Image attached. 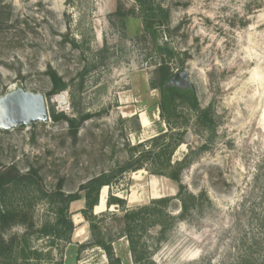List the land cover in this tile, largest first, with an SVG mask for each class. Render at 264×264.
<instances>
[{
    "label": "rangeland",
    "instance_id": "rangeland-1",
    "mask_svg": "<svg viewBox=\"0 0 264 264\" xmlns=\"http://www.w3.org/2000/svg\"><path fill=\"white\" fill-rule=\"evenodd\" d=\"M118 1L122 17L115 13ZM163 5L169 9L163 40L188 54L185 77L175 82L193 86L201 107L213 106L216 125L209 133L189 129L174 153L180 158L188 148L207 145L193 154L182 175L191 193L204 192L206 198L174 225L153 258L157 264H264V0H164ZM131 10L132 0H0V97L18 88L42 94L48 111L45 120L0 126V170L9 165L22 173L32 170L44 192L76 191L86 179L123 162L128 141L137 143L164 127L158 92L148 85L151 62L134 41L142 24ZM104 43L106 49L97 53ZM82 67L83 87L76 80ZM50 71L69 87L48 97ZM63 92L66 105L57 98ZM50 107L67 116L76 111L90 116L72 135L66 120L50 118ZM141 112L148 119L145 127ZM110 192L132 208L174 196L177 183L140 170L108 187L106 199ZM13 203L28 207L36 226L52 216L45 199L33 192L18 194ZM82 206V201L70 205L72 242L53 245V258L107 264L99 247L79 248L91 238L78 212ZM178 208L173 200L169 209L177 214ZM119 209L96 212L105 214L99 223L103 231L119 228L109 216H120ZM25 230L19 223L3 234L9 238ZM34 236L31 245L47 248L46 238ZM113 247L123 264H131L124 238Z\"/></svg>",
    "mask_w": 264,
    "mask_h": 264
},
{
    "label": "trees",
    "instance_id": "trees-1",
    "mask_svg": "<svg viewBox=\"0 0 264 264\" xmlns=\"http://www.w3.org/2000/svg\"><path fill=\"white\" fill-rule=\"evenodd\" d=\"M135 10L131 14L140 19L142 33L135 36L134 41L144 50V60L151 62L152 70L148 80L151 89H156L158 98L156 107L158 116L164 124L156 134L138 141L125 144L126 158L108 171L93 175L79 184L76 191L65 192L61 187L53 191L44 192L38 187L32 170L20 172L14 165L0 170V264H64L61 259H55L51 247L57 243L69 244L72 241L75 225L70 212V205L82 201L83 206L78 210L88 223L90 239L85 244H79L84 249L90 246L99 247L107 260V264H123L116 255L113 243L121 238L127 242L131 264H157L153 255L166 241L174 225L185 218L189 212L202 204L206 198L204 192L191 193L182 183L183 172L192 164L193 154L204 150L207 145L202 144L197 150L188 148L180 158H174L177 148L185 143L189 129L194 132H212L215 127V111L211 104L201 107L193 86L168 85V82L184 68L188 58L185 51H177L163 40L162 26H167L169 9L163 5L164 0H132ZM118 16H124L121 2L115 10ZM165 37V36H164ZM76 46V42L72 41ZM106 43L96 51L101 53L106 49ZM96 54V53H95ZM93 59V58H92ZM94 66V64H90ZM177 69L176 71H174ZM82 67L76 75V80L83 87ZM52 84L47 96L64 91L69 84L64 82L54 71L49 72ZM74 89L70 90L73 96ZM50 118L54 121H67L70 132L75 135L79 125L89 118V114L76 111L72 116L57 112L50 107ZM131 119L137 123L136 114ZM146 171L154 176H162L177 183L174 196L151 198L147 203L129 208L126 200L109 193L106 199L108 209L115 205L120 216L110 212V219L117 221V230L108 229L104 232L99 223L104 213L95 214L94 207L98 204L99 193L103 186L111 188L120 179L132 172ZM23 192H33L45 199L52 216L45 219L38 226L29 215V208L25 205L14 204L16 196ZM178 203V213L173 214L169 209L170 203ZM23 224L26 230L20 235L6 238L3 234L6 228L15 224ZM115 231V232H114ZM34 239L46 238L47 248L31 245V235Z\"/></svg>",
    "mask_w": 264,
    "mask_h": 264
},
{
    "label": "water",
    "instance_id": "water-1",
    "mask_svg": "<svg viewBox=\"0 0 264 264\" xmlns=\"http://www.w3.org/2000/svg\"><path fill=\"white\" fill-rule=\"evenodd\" d=\"M178 77L181 80L185 77L184 69L179 71L168 82V85H182V82H175ZM58 97L61 100V105L68 103L64 92L58 94ZM45 119H48V111L42 94H34L18 88L0 97V126L2 127H16ZM94 213L96 214V212Z\"/></svg>",
    "mask_w": 264,
    "mask_h": 264
},
{
    "label": "bare ground",
    "instance_id": "bare-ground-1",
    "mask_svg": "<svg viewBox=\"0 0 264 264\" xmlns=\"http://www.w3.org/2000/svg\"><path fill=\"white\" fill-rule=\"evenodd\" d=\"M57 98H58V100L61 103L60 98L58 96H57ZM141 120H142V123L145 124V119H144L143 115H142ZM107 188H108L107 186H103L101 188L98 204L94 207L95 212H100V211L103 210V208H105V205H106V194H107L106 193V189Z\"/></svg>",
    "mask_w": 264,
    "mask_h": 264
},
{
    "label": "crops",
    "instance_id": "crops-1",
    "mask_svg": "<svg viewBox=\"0 0 264 264\" xmlns=\"http://www.w3.org/2000/svg\"><path fill=\"white\" fill-rule=\"evenodd\" d=\"M142 115H143V117H144V119H145V124L142 123V120H141ZM139 117H140L139 120H140L141 126H143V127L147 126L148 119H147L146 115H145L143 112H141V113L139 114ZM105 207L107 208L106 205H105Z\"/></svg>",
    "mask_w": 264,
    "mask_h": 264
}]
</instances>
